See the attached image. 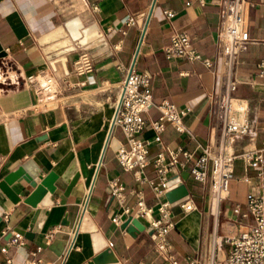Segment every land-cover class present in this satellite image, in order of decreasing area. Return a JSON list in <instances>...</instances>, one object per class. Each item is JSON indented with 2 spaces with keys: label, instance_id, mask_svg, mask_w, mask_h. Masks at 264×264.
Masks as SVG:
<instances>
[{
  "label": "crops",
  "instance_id": "1",
  "mask_svg": "<svg viewBox=\"0 0 264 264\" xmlns=\"http://www.w3.org/2000/svg\"><path fill=\"white\" fill-rule=\"evenodd\" d=\"M204 2L201 7L197 0H0V182L12 165L28 160L43 176L49 172L62 175L72 161L80 174L67 196L66 185L57 181L50 198L53 206L46 208L22 202L31 188L21 192L18 183L11 186L21 201L4 203L2 216L7 220L0 218V248L6 247V253L0 254V264L6 258L22 264L38 246L44 248L38 257L53 264H94L93 259L107 250L116 264H170L157 252L147 230L130 224L121 229L112 222L115 215H121L108 188L115 178L125 187V205L133 207L140 193L154 210L153 217L158 215L157 206L167 202V192L185 186L196 209L188 214L179 205L170 209L175 226L168 241L177 264H189L187 257L194 264H207L213 234L234 236L252 224L251 216L242 218L231 209L236 203L245 214L247 195L257 191L254 171H244L240 160L235 161L227 197L218 213L212 214L210 178L205 184L196 182L190 174L193 163L182 156L179 160L185 166L171 169L162 197H156L147 184L136 182L133 173L124 172L116 158L125 141L121 130L112 125L114 106L120 83L132 66L150 75L154 104L143 115L146 128L141 139L148 143V155L142 177L156 178L153 160L159 152L183 149L198 155L202 148H214L226 78L221 35L233 0ZM246 6L250 40L234 68L238 82L234 97L248 106L252 138L238 142L236 153L260 149L264 143V80L256 75V64L264 57V0H246ZM166 11L174 17L168 19ZM130 17H138L139 23L125 26ZM177 32L189 37L210 67L166 59L164 48ZM119 41L122 44L115 49ZM82 52L94 56V72L78 77L74 63ZM46 77L53 81V93L40 95L37 90ZM163 100L178 109H190L183 119L190 135L178 134L167 125L156 144L150 122L159 117L155 106ZM42 209L45 219L40 232L31 241L23 238L22 246L10 243L17 230H32ZM63 219L69 222L68 233L61 226ZM140 223L145 227V221ZM50 233H54L52 242L66 241L60 256L49 250L52 243L45 245ZM228 251L227 245L218 249L215 263L224 264Z\"/></svg>",
  "mask_w": 264,
  "mask_h": 264
},
{
  "label": "built area",
  "instance_id": "2",
  "mask_svg": "<svg viewBox=\"0 0 264 264\" xmlns=\"http://www.w3.org/2000/svg\"><path fill=\"white\" fill-rule=\"evenodd\" d=\"M203 7L204 0H197ZM97 10V7H93ZM168 19L174 17V13L166 11ZM138 17H130L125 21V26L133 27L139 23ZM122 36L126 35L121 31ZM224 41L223 66L228 67L229 75L223 81L222 97L220 101V116L217 140L213 149L202 148L198 155L177 149L167 150L166 153L159 152L153 160V168L156 178L146 180L142 177L143 171L147 167L148 143L141 139V135L146 128L143 115L154 107L151 90V77L147 73L129 70L120 83L119 97L114 106V117L112 125L118 127L123 135L125 145L117 150V162L124 172L133 173L136 182L147 184L156 197H162L169 184L168 174L173 167H184L185 163L179 160L182 156L185 162H192L190 174L192 178L205 184L210 178L212 191L210 212L218 213L219 205L227 197L230 180L234 172L235 161L240 160L244 171L252 170L257 180V191L250 192L245 201L247 212L241 213L240 205L231 204V209L235 215L252 218V224L230 237H218L213 234L211 237V251L207 264L215 263V252L223 245L229 247L227 258L224 264H264V143L257 150H243L236 153L235 146L242 140L250 141L252 134L249 124V110L247 104L234 97L238 82L234 78V68L238 63L239 55L243 47L249 42L247 28V6L246 0H233L228 24L221 35ZM122 44L119 41L115 49ZM167 60L184 59L189 63L201 62L206 67H210V62L203 59L198 53L189 37L184 33H174L171 36L170 44L164 48ZM94 72V56L88 52H82L74 63V74L78 77H85ZM256 75L264 80V57L256 64ZM33 77H28L32 81ZM40 95L53 93V81L46 77L41 88L37 90ZM159 112V117L150 122V129L154 133L153 141L156 144L161 142V136L167 125H171L178 134L190 135L183 123V119L190 112L189 108L178 109L168 101H161L155 106ZM169 158V162L166 160ZM249 179L246 177L245 181ZM108 188L113 200L121 208V215H115L112 222L120 226L128 218L139 222L145 221V230L152 232L155 239L157 252L170 264H177V261L170 253L168 241L169 232L175 224L171 217V208L168 202H162L157 206V217H153L154 210L148 207L140 193H136V201L133 207L125 205V187L119 179H111ZM184 214L195 211L196 207L187 200L179 204ZM126 219H122V218ZM7 220V216H2ZM61 226L56 229L60 231ZM54 233L45 236V245L48 247L53 240ZM10 243L19 246L24 245L23 237L18 233H13ZM109 247L112 244L109 243ZM44 250L38 246L30 253V259L22 264H53L47 263L38 255ZM6 253V247L0 248V254ZM189 264H194V259L186 258ZM4 264H13L11 259L6 258Z\"/></svg>",
  "mask_w": 264,
  "mask_h": 264
},
{
  "label": "water",
  "instance_id": "3",
  "mask_svg": "<svg viewBox=\"0 0 264 264\" xmlns=\"http://www.w3.org/2000/svg\"><path fill=\"white\" fill-rule=\"evenodd\" d=\"M155 3V2H154ZM146 28V24H145ZM145 28L143 34L145 33ZM133 69V66L130 70ZM80 174L78 172V167L75 161L68 166L62 175H57L54 172H49L46 176H43L42 170L36 165L28 160L24 163H15L9 169V173L0 182V218L5 211L4 203L8 200L11 204L15 205L21 201L17 193L11 189L14 183L19 184V189L21 192H25L27 188H31L32 192L23 199V203L36 208L39 204L42 208L53 206V201L50 200L51 196L56 191L55 183L61 181L66 185L65 196L76 186L79 180ZM166 201L170 204V208L178 206L180 203L189 200L188 192L184 185H180L177 188L167 192L165 194ZM116 203V201H114ZM45 209H42L40 215L30 232H25L17 230L16 232L20 234L24 239L31 241L35 234L39 233L42 224L45 219ZM1 220V219H0ZM133 225L139 231H143L145 227L137 220H131L128 218L122 225L121 229L126 228L128 225ZM69 222L63 219L61 226L65 232H69L67 228ZM149 234L154 238L152 232ZM66 246V241L55 240L48 247L56 256H60L62 251ZM94 264H116L117 261L114 259L113 254L107 250L102 254L98 255L93 259Z\"/></svg>",
  "mask_w": 264,
  "mask_h": 264
},
{
  "label": "bare ground",
  "instance_id": "4",
  "mask_svg": "<svg viewBox=\"0 0 264 264\" xmlns=\"http://www.w3.org/2000/svg\"><path fill=\"white\" fill-rule=\"evenodd\" d=\"M226 77L229 75L228 67H225Z\"/></svg>",
  "mask_w": 264,
  "mask_h": 264
}]
</instances>
